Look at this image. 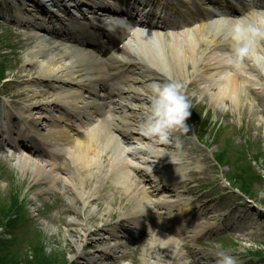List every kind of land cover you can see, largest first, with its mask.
<instances>
[{
  "label": "rangeland",
  "instance_id": "1",
  "mask_svg": "<svg viewBox=\"0 0 264 264\" xmlns=\"http://www.w3.org/2000/svg\"><path fill=\"white\" fill-rule=\"evenodd\" d=\"M15 3L16 0H0V70H4L5 77L4 84L0 85V109H12L20 118L28 115H21L22 109L36 101L37 94H41L45 86L44 81L37 78L39 72H34L40 71L44 62L41 59L29 62V56H36V52L39 54L42 50L45 53L46 48H36L33 42L36 36L24 32L26 27L17 22L25 16L19 14L20 9L15 7ZM257 44L264 50L263 39ZM137 45L134 46L135 52L145 58L151 59L152 53L156 56L162 53L161 47L150 41L148 34H140ZM30 63L34 68L29 66ZM167 66L174 77L170 78V73L164 72L162 78L180 82L183 72L176 74V67L169 61ZM228 68L232 71L235 67L229 65ZM194 77L192 72L184 77L187 97L191 106H196L192 111L195 115L185 121L188 132L174 131L170 142L161 145L158 140L143 136L134 129L137 135L132 139L133 143L126 146L140 153L124 155L121 162L129 169H136L139 173L143 171V175H148L153 169L151 172L162 173L164 179L182 172L185 167L179 185L168 180L166 183L174 186L181 194V200H192L187 207L189 211L182 212L177 208L170 211L167 206H164V211L172 213L170 221L176 223L180 222L178 219L191 222L189 217L195 213H205L209 219L217 210L214 216L222 217L223 221L210 224L215 226L212 227L214 229L222 228V233L209 234L211 228L207 227L208 236L192 238L190 234L183 236L175 232L176 228L183 233L187 231L190 227L187 222L163 230L162 227L167 225L161 221L154 222L156 233L146 227L134 230V225L119 221L120 212L128 211L135 204L133 197L125 192L123 186L109 182L107 174L96 171L98 174L94 181L98 182L99 192L84 210L80 199L72 202L69 188L61 189V179L48 182L51 178L45 175L32 181L34 174L22 170L21 158L17 156L26 154L0 148V207L5 208L4 211L0 208V220L5 222V230H0L3 241L0 243V264H74L75 261L88 264L83 262L85 258L99 259V263L102 259L105 264H216L217 245L235 255L239 264H264V93L260 85H254L255 89L250 84L244 88V94H239V103L234 104L224 98L222 105L221 101L210 99L209 93L196 90ZM162 81L166 82H159ZM20 92L24 95L17 98L16 94ZM29 115L39 125L40 120H36V117H41L39 112L31 111ZM43 124L48 128V121ZM14 126H18L17 121ZM77 127L85 133L80 125ZM200 142L205 145H200ZM151 151H156L157 155H152ZM33 161L34 158L31 159ZM66 175L69 177L68 173ZM229 183L252 197L250 199L257 202L259 209L251 207L245 199L243 202L240 194L228 187ZM87 187L85 190L90 191ZM173 198L167 204H175L176 199ZM15 208V220L2 219L4 214ZM91 209L94 211L88 218ZM186 225L188 228L183 229ZM112 229L123 231L116 233L129 239H125L119 248L112 249L113 259H104L99 250L118 241V237L109 240L108 231ZM80 230H85V235H80L81 240L78 238ZM129 230H134L132 237ZM169 234L181 240L178 259L175 252L168 255L156 242L150 244L153 235L162 240ZM78 240L81 241L80 246ZM38 247L41 250L37 253Z\"/></svg>",
  "mask_w": 264,
  "mask_h": 264
},
{
  "label": "bare ground",
  "instance_id": "2",
  "mask_svg": "<svg viewBox=\"0 0 264 264\" xmlns=\"http://www.w3.org/2000/svg\"><path fill=\"white\" fill-rule=\"evenodd\" d=\"M143 1L144 5L152 8V11L141 8L144 15H153L156 21L150 22L148 19L145 23L139 22L143 18L140 15L138 23H133L140 27L136 32L127 26L124 30L117 31L119 39L110 41L109 45L100 43L98 30L88 21L66 22L64 31L57 35L48 29H45L44 34L37 24H24L26 26L24 32L36 36L34 46L46 48L45 53L42 50L39 54L36 52V56H29V62L41 59L44 62L41 63L43 68L34 72H39L38 78L51 79L50 85L45 82L46 89L37 94V100L27 107L33 106L32 110L48 115L49 117L42 116L41 120L48 121L49 128L47 130L42 121L38 125L30 119V122L21 125V130L28 132L27 128L33 127L34 134L38 137L32 142L33 149H28V146L19 143L18 140L15 142L18 146L14 149L18 153L26 154L17 156L21 158L19 162L23 164L22 170H29L34 174L31 176L32 181L39 180L45 175L51 178H47L48 182L61 179V189L69 188L72 202L80 199L84 204V210L99 192L100 187L98 188V182L94 179L99 170L102 171L107 174L109 182L123 186L125 192H128L135 202L131 209L120 212L121 219L134 225V230L141 227L143 230L148 228L152 233H156L153 228L154 222L165 221L170 217V214L169 216L166 214L169 211H164V206L169 207V210L177 208L186 212L189 211L187 207L192 200L186 198L182 204L175 207L174 204H167L170 197H174L176 202L179 201L181 194L165 181L174 183L183 179L185 167L182 168V172L164 179L162 173L151 172L153 169L148 175H143V171L139 173L136 169L130 170L121 162L124 155L139 153V150L128 149L126 145L133 135L132 124L139 125L144 118L145 108L149 103L147 85L157 82L158 77L162 78L164 72L170 73L168 76L171 78L174 77L173 71L167 66L169 61L176 67V74L183 72L181 78L192 71L198 77L194 81L196 90L209 93L210 99L221 101L222 105L224 98H228L234 104L239 103V94H244L246 90L244 88H248L250 84L255 89V86L260 85L259 88L264 93V72L250 60L246 59L241 69L234 68L232 71L225 62L232 48V41L228 36L232 25L238 20L255 23L258 19L264 18V0H251L248 5L237 2V9L230 10L227 0H186L185 3L176 6L173 0ZM166 12L170 17L173 16L171 22L165 23L156 19L162 18ZM98 14L100 19L104 17L103 14L99 12ZM113 25L117 26H113L114 28H118V24ZM146 31L150 41L158 43L162 50L158 56L152 53L151 59L142 57L134 49L139 42L140 34L144 35ZM256 48L257 51H264L258 44ZM29 66L34 68L31 63ZM226 73H230L227 78ZM23 95L20 92L16 97L20 98ZM34 123L39 126V130ZM77 125H80L85 133H81ZM16 137L19 139L17 133ZM155 152L151 151V154L157 155ZM33 158L34 161L31 162ZM66 173L69 177L64 176ZM158 182L160 183L157 184ZM87 186L90 187V191L85 190ZM163 194L170 197H164ZM91 211L94 209L88 212V218L92 214ZM159 215L163 218L157 217ZM205 215L192 214L189 217L193 219L192 222L186 221L187 224L191 223L192 229L189 231L188 226H184L183 229L187 231L183 236L196 235L205 230L206 226L202 220V216ZM183 222L167 220L165 227L170 230V226L183 225ZM134 230H129V233L134 234ZM117 231L115 229L108 231L109 240L120 237ZM179 231L180 229H175V232ZM84 232L85 230H80L77 237L85 235ZM173 236L169 234L161 240L153 235L150 244L156 242L164 247L168 255L175 252L178 259L181 240H176ZM80 240L78 246L81 244ZM121 244L118 241L110 244L111 247L105 248L106 255L111 256V250L119 248ZM86 260H91L90 264H100L93 258H85L83 262Z\"/></svg>",
  "mask_w": 264,
  "mask_h": 264
},
{
  "label": "clouds",
  "instance_id": "3",
  "mask_svg": "<svg viewBox=\"0 0 264 264\" xmlns=\"http://www.w3.org/2000/svg\"><path fill=\"white\" fill-rule=\"evenodd\" d=\"M228 36L232 41V48L225 62L241 69L248 59L264 72V52L257 51L256 48L257 43L264 39V18L255 23L238 20L232 25ZM229 75L230 73H226L225 78ZM147 90L149 103L139 125L140 133L161 144H168L174 131L188 132L185 121L192 106L184 93V85L169 79L167 82H152L147 85ZM215 256L216 264H239L238 258L225 251L222 245L216 246Z\"/></svg>",
  "mask_w": 264,
  "mask_h": 264
},
{
  "label": "trees",
  "instance_id": "4",
  "mask_svg": "<svg viewBox=\"0 0 264 264\" xmlns=\"http://www.w3.org/2000/svg\"><path fill=\"white\" fill-rule=\"evenodd\" d=\"M2 72H3V69L0 70V74H1V75H0V78L2 77ZM0 200H2V199L0 198ZM13 204H14V203H13ZM0 208H1V211H4V210H5V208H3V206H1ZM5 216H7V214H4L3 217H2V219H4ZM0 225H1V226L4 225V223H1V220H0ZM37 249L41 250L39 247H38Z\"/></svg>",
  "mask_w": 264,
  "mask_h": 264
}]
</instances>
